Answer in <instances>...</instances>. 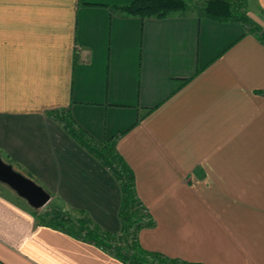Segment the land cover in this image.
<instances>
[{"label":"crops","instance_id":"crops-1","mask_svg":"<svg viewBox=\"0 0 264 264\" xmlns=\"http://www.w3.org/2000/svg\"><path fill=\"white\" fill-rule=\"evenodd\" d=\"M133 1L0 0V158L119 233L120 185L66 131L68 114L97 142L118 137L155 221L144 250L264 264V41L196 4L163 20L120 14ZM244 2L264 32V0ZM12 195L0 189V264H124Z\"/></svg>","mask_w":264,"mask_h":264},{"label":"trees","instance_id":"trees-1","mask_svg":"<svg viewBox=\"0 0 264 264\" xmlns=\"http://www.w3.org/2000/svg\"><path fill=\"white\" fill-rule=\"evenodd\" d=\"M244 4V0H202L197 8L201 15L212 21L243 24L264 41L262 29L243 13ZM117 10L124 17L163 20L185 15L190 7L185 0H134ZM59 121L79 145L111 171L119 183L122 192L119 212L122 227L119 233L106 232L82 212H74L79 216L73 217L60 212L39 214V210H35L38 222L94 244L124 264H195L146 251L139 244L140 232L153 228L155 221L137 196L132 169L116 150L118 137L100 143L78 128L68 114L59 118Z\"/></svg>","mask_w":264,"mask_h":264},{"label":"water","instance_id":"water-1","mask_svg":"<svg viewBox=\"0 0 264 264\" xmlns=\"http://www.w3.org/2000/svg\"><path fill=\"white\" fill-rule=\"evenodd\" d=\"M0 183L9 187L19 198L27 202L33 210L45 208L51 196L37 183L0 158Z\"/></svg>","mask_w":264,"mask_h":264},{"label":"rangeland","instance_id":"rangeland-1","mask_svg":"<svg viewBox=\"0 0 264 264\" xmlns=\"http://www.w3.org/2000/svg\"><path fill=\"white\" fill-rule=\"evenodd\" d=\"M185 1L189 4L190 9L195 8L194 4H196V7H197L201 3V1H199V0H185ZM0 189L7 190L8 192H10V194H13L12 196H14L15 198H18L16 196V194L13 193V191L9 187H7L1 183H0ZM39 212H40L39 214H46V215L51 214L53 212L54 213L60 212L62 214H68V215L70 214L73 217L79 216L74 212H69V211L65 210L64 207L62 206V204L56 199H53L52 201H50V203L44 209H42V211H39Z\"/></svg>","mask_w":264,"mask_h":264}]
</instances>
